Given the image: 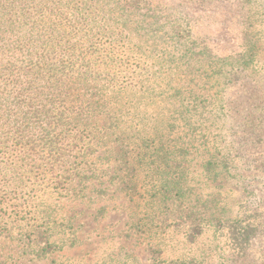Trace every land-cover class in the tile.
<instances>
[{"label": "rangeland", "instance_id": "1", "mask_svg": "<svg viewBox=\"0 0 264 264\" xmlns=\"http://www.w3.org/2000/svg\"><path fill=\"white\" fill-rule=\"evenodd\" d=\"M146 2L125 32L131 43L124 54L138 79L109 96L114 113L98 127L114 129L67 140L74 152L64 166L75 180L63 197L48 195L33 220L7 226L0 264H153L158 250L164 260L264 264V0ZM108 4L82 0L81 13L95 14L102 34H117L121 16ZM252 17L258 44L244 70ZM60 133L68 134L53 135ZM11 136L3 138L10 151ZM23 136L39 150L43 131L35 125ZM44 163L33 158L30 168L41 174ZM177 180L184 203L160 205ZM147 213L165 233L139 229ZM234 221L254 230L248 246L232 234ZM198 226L202 233L189 240ZM47 239L51 249L39 258Z\"/></svg>", "mask_w": 264, "mask_h": 264}, {"label": "trees", "instance_id": "2", "mask_svg": "<svg viewBox=\"0 0 264 264\" xmlns=\"http://www.w3.org/2000/svg\"><path fill=\"white\" fill-rule=\"evenodd\" d=\"M81 1L0 0V236L10 223L33 220L48 195L64 196L62 193L76 177L75 170L64 166V158L72 155L74 147L64 144L68 139L83 142L96 138L95 132L101 131L98 127L114 113L109 96L127 92L138 79L130 57L124 54L131 43L125 32L135 22L129 18L138 12L146 13V0H107L108 7L125 20L120 21L123 30L120 28L117 34H102L98 17L95 14L85 17L81 13ZM257 37L252 17L243 38L246 50L240 65L244 70L254 61ZM26 106L23 119L17 118L16 113ZM35 125L43 131L39 150L32 142H24L23 136ZM109 128L106 131L104 125L101 132H112L114 124ZM58 129L68 134L53 135ZM8 131L12 135L7 139L12 142L11 151L3 142ZM106 139L103 135L102 140ZM36 157L47 161L45 167L49 166L41 174L30 168ZM180 177L181 180L185 176ZM177 186L165 188L166 199L160 205L180 200L184 203L186 193L181 181L177 180ZM175 212L171 213L176 220ZM157 218L156 214L147 213L142 219L145 223L140 220L139 229L155 236L159 231L165 233ZM229 227L241 247L249 245L252 228L242 221H234ZM201 233V226L194 227L188 238L194 240ZM49 249L47 239L46 247L37 256L48 254ZM153 264L199 263L194 259L164 260L158 250Z\"/></svg>", "mask_w": 264, "mask_h": 264}]
</instances>
